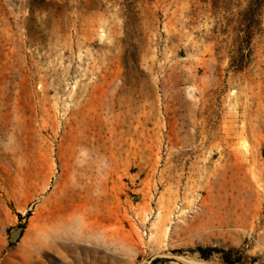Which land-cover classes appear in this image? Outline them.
<instances>
[{
  "label": "rangeland",
  "instance_id": "obj_1",
  "mask_svg": "<svg viewBox=\"0 0 264 264\" xmlns=\"http://www.w3.org/2000/svg\"><path fill=\"white\" fill-rule=\"evenodd\" d=\"M223 15L0 0V264H264V35Z\"/></svg>",
  "mask_w": 264,
  "mask_h": 264
},
{
  "label": "trees",
  "instance_id": "obj_2",
  "mask_svg": "<svg viewBox=\"0 0 264 264\" xmlns=\"http://www.w3.org/2000/svg\"><path fill=\"white\" fill-rule=\"evenodd\" d=\"M203 2H209L215 11H223V16H232L223 18L219 24V32L217 27L212 31L214 35H226L231 30L232 34L229 35L231 48L236 50L250 48L255 39L263 37L264 0H203ZM197 251L203 260H208L214 253L219 254L221 264H238L239 259H235L234 256L235 254L241 255L239 250L233 249L212 248L203 250L197 248ZM151 264H155V260Z\"/></svg>",
  "mask_w": 264,
  "mask_h": 264
},
{
  "label": "water",
  "instance_id": "obj_3",
  "mask_svg": "<svg viewBox=\"0 0 264 264\" xmlns=\"http://www.w3.org/2000/svg\"><path fill=\"white\" fill-rule=\"evenodd\" d=\"M21 232H22V229H18V230H16L15 232H13V233L10 235L9 239H8L9 242H10V243H15V242L18 240V238L20 237Z\"/></svg>",
  "mask_w": 264,
  "mask_h": 264
},
{
  "label": "bare ground",
  "instance_id": "obj_4",
  "mask_svg": "<svg viewBox=\"0 0 264 264\" xmlns=\"http://www.w3.org/2000/svg\"><path fill=\"white\" fill-rule=\"evenodd\" d=\"M197 262V261H196ZM200 263V262H199Z\"/></svg>",
  "mask_w": 264,
  "mask_h": 264
}]
</instances>
